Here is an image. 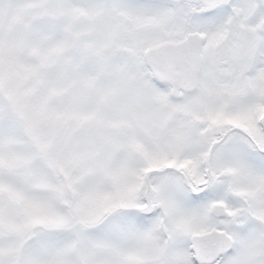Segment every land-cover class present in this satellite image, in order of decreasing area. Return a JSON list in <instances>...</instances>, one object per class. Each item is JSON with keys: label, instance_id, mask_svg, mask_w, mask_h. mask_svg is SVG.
<instances>
[{"label": "snow or ice", "instance_id": "obj_1", "mask_svg": "<svg viewBox=\"0 0 264 264\" xmlns=\"http://www.w3.org/2000/svg\"><path fill=\"white\" fill-rule=\"evenodd\" d=\"M0 264H264V0H0Z\"/></svg>", "mask_w": 264, "mask_h": 264}]
</instances>
